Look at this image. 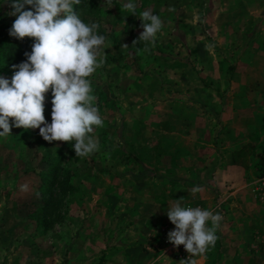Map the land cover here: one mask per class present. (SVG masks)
<instances>
[{
  "label": "crops",
  "instance_id": "obj_1",
  "mask_svg": "<svg viewBox=\"0 0 264 264\" xmlns=\"http://www.w3.org/2000/svg\"><path fill=\"white\" fill-rule=\"evenodd\" d=\"M149 2L135 0L137 15L118 11L115 28L106 36L105 62L90 77L104 121L94 133L99 151L76 157L72 144L63 143L61 157L71 154L76 161L61 168L76 174L72 185L83 193L74 202L81 211L65 220L79 221V226L63 230L67 240L60 246L48 239L50 231H38L30 259L24 240L4 242L11 235L9 222L19 218L2 211L0 264H184L189 253L163 242L167 208L177 199L184 207L222 215L214 245L222 254L226 241L228 246L240 243L233 229L248 231L242 206L246 194L262 204L248 187L243 156L252 140L264 156V0H155L152 8L146 7ZM146 9L164 24L147 51L145 42L133 44L143 31L138 15ZM99 13L104 17L106 9L100 7ZM51 101L49 91V123ZM14 135L37 158L35 172H46L51 166L42 157L47 149L56 154L58 141L44 140L39 129L13 126L11 134L0 137L6 149L14 148ZM33 140L36 151L29 149ZM197 186L201 190L193 193ZM19 222L16 235L22 238L25 223ZM214 246L189 259L203 256L212 262L209 249ZM161 256L176 262H160Z\"/></svg>",
  "mask_w": 264,
  "mask_h": 264
},
{
  "label": "clouds",
  "instance_id": "obj_2",
  "mask_svg": "<svg viewBox=\"0 0 264 264\" xmlns=\"http://www.w3.org/2000/svg\"><path fill=\"white\" fill-rule=\"evenodd\" d=\"M15 16L9 35L17 39L34 38L27 59L13 65L12 77L0 75V137L12 133V128L39 129L49 143L63 141L72 144L76 157L85 158L99 151L95 129L103 127V118L96 105L90 77L105 62L107 37L98 34L99 24L85 23L74 5L81 0H5ZM111 8L112 0H104ZM26 6H31L26 10ZM122 9L136 14L135 0H127ZM138 17L143 31L133 44L145 42L153 46L164 27L163 20L151 9ZM122 47H128L127 44ZM52 94V121L45 116L46 94ZM22 191L28 185L21 186ZM199 186L193 193L199 192ZM167 216L175 225L168 240L175 247L183 245L189 258L203 254L214 246L216 233L223 219L219 212L201 207H184L180 199L167 208ZM184 264H195L190 259Z\"/></svg>",
  "mask_w": 264,
  "mask_h": 264
},
{
  "label": "rangeland",
  "instance_id": "obj_3",
  "mask_svg": "<svg viewBox=\"0 0 264 264\" xmlns=\"http://www.w3.org/2000/svg\"><path fill=\"white\" fill-rule=\"evenodd\" d=\"M96 1L99 2L100 6H98ZM154 1L155 0H153L152 4L149 2V5H146V7H154ZM121 2L122 3H115V1L112 0V4L114 6L109 8V6L102 0H81V3L79 5H74V8L85 23L96 22L99 24L100 27L98 29V34L108 36L115 28L114 23L116 22V15L118 14V11L123 10L127 12V10L122 9L121 7L123 3L127 2V0H122ZM116 4H118L117 7H115ZM100 7L106 9L104 17H100L102 15L99 13ZM30 8L31 6H26V10H29ZM10 11L11 8L9 7V4L5 2V0H2L0 2V19H16L15 16L7 15V13ZM165 15L168 17V14L164 11L163 16L165 17ZM139 35L140 33L135 34V36ZM14 71L15 70L10 67L2 66L0 69V75L10 79ZM219 128V126L217 128L213 126V129L217 130ZM0 131H2V129H0ZM15 136L16 135H14V137ZM12 143L14 148L11 147L10 149H6L5 146L7 142L1 141L0 138V182L9 180V182L4 183V186H0V214L5 210L9 212L14 211V214H17L20 220H24L26 230L25 236L19 238L16 235L18 230L16 226L17 223L12 224L16 220H11L9 222V224H12V229L10 231L11 235L7 236L9 240L6 241V243L9 244V242H13L12 245H15L18 240H24L25 247L30 248V252L26 251V254L31 259L34 255L31 252V247L34 245L33 235H36L39 230L43 229L46 232L50 231L51 234L50 238L48 239L50 241L56 240V244L60 246L65 240H67L63 230L68 227L76 228L79 226V221L74 222L71 219L68 221V223H66L64 222V217L65 215L75 217V214L77 213L76 211H81L74 202L80 200L83 196V193L80 188V190L67 191L64 194L59 190L55 191V194L51 199L52 206L48 212L49 214L46 217L42 215L40 210L35 209L36 205L41 203V193L39 191L40 182L37 173L35 172L36 168L38 167V165H36L37 158L35 156L33 157V152L29 151V154L26 153L27 144L24 139L21 140V142L13 140ZM33 143L34 140L29 142V149L34 150V146L32 148ZM258 149L259 145L257 144L256 140H252L251 142L249 141L248 154L243 156L247 157L248 159L247 164L249 167L246 166L248 173V187L256 195L257 193L255 190H253L254 183L260 176L264 167V163H261L262 160L264 162V156L260 155ZM242 155L243 154L239 153L238 157L240 158ZM73 161L76 160L72 158L71 154H68L65 156V160L62 162L63 164L64 162H67L68 165H71ZM56 164L59 165L60 162ZM25 169H27V171ZM77 176V179L79 180L80 173H78ZM25 184L28 185V190L22 191L21 186ZM246 196L249 199H246L245 203L242 202V206L245 215L249 218L248 231H245L244 228L241 231L240 228L232 230L234 236L238 237L236 240L238 239L240 241V243L237 242L239 246L237 243L236 246H228V241H226V247H224V243L222 244V247L225 248V252L222 254L217 250L218 245H216L212 249H209L210 258L213 259L212 262H209L208 257L204 258L203 256H199L194 261L195 264H264V199H261L257 195V198H259V200L262 202V204H258L253 200V197H250L248 193ZM244 197L245 196H243V198ZM24 199L25 201L22 202ZM247 200H249V202H247ZM237 222L239 224L241 221L238 220ZM1 224L2 223L0 221V225ZM227 227L228 226L224 227V231H221L220 229V236L222 232H228ZM4 236L5 235L0 236V241L5 238ZM220 238L221 240L219 239L218 241L221 244V242H223L222 236ZM45 239L47 240V237H45ZM45 239L39 238V242L42 243ZM46 240L43 242V244L47 243ZM244 246L247 247L244 248ZM214 249H216L215 252L213 251ZM159 261L163 263H168V261L171 263L176 262L173 261L172 258H166L165 256H161ZM176 263L181 264L180 262Z\"/></svg>",
  "mask_w": 264,
  "mask_h": 264
},
{
  "label": "trees",
  "instance_id": "obj_4",
  "mask_svg": "<svg viewBox=\"0 0 264 264\" xmlns=\"http://www.w3.org/2000/svg\"><path fill=\"white\" fill-rule=\"evenodd\" d=\"M2 0H0L1 2ZM15 19H0V69L1 67H10L13 69V65H18L19 63L25 61L27 57L25 52H31L33 38L25 37L24 39H17L9 35V29ZM18 70V69H14ZM12 141L18 139L15 137L11 138ZM63 141H58L56 154L50 155L47 149L45 155H43L42 160L51 167L47 169L46 172L37 174L40 182V193H41V203L36 205V210H40L41 214L45 217L49 214L50 208L52 206L51 199L55 194V191L59 190L63 194L67 191L80 190L79 187L72 185V180L76 179V174L70 172L69 169H63L64 158L61 157V152L64 149ZM70 145V143H68ZM60 162L59 165L56 163ZM50 170V171H49ZM261 171V174L263 173ZM260 174V175H261ZM78 177V176H77ZM66 218V215L64 219ZM63 219V220H64ZM16 220V219H15ZM23 222L24 220H20ZM18 220L14 221L12 224L18 223ZM19 222V223H20ZM66 222V220H64ZM39 231H44L39 230ZM6 242V239L4 240Z\"/></svg>",
  "mask_w": 264,
  "mask_h": 264
},
{
  "label": "built area",
  "instance_id": "obj_5",
  "mask_svg": "<svg viewBox=\"0 0 264 264\" xmlns=\"http://www.w3.org/2000/svg\"><path fill=\"white\" fill-rule=\"evenodd\" d=\"M254 190L255 192L257 193V195L261 198V199H264V171L263 173L257 178V180L255 181L254 183ZM185 207H194L193 205L191 204H187L185 205ZM175 228V225L169 221L168 223V227H167V230H166V233L163 237V242L164 244L167 246V247H172V248H176L178 250H185L184 246L181 245L179 246V248L175 247L173 243H170L169 240H168V233L169 231L171 230H174Z\"/></svg>",
  "mask_w": 264,
  "mask_h": 264
}]
</instances>
